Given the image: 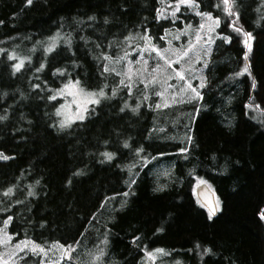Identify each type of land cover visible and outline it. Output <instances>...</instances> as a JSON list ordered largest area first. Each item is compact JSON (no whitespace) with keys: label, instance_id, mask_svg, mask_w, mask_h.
Instances as JSON below:
<instances>
[{"label":"trees","instance_id":"obj_1","mask_svg":"<svg viewBox=\"0 0 264 264\" xmlns=\"http://www.w3.org/2000/svg\"><path fill=\"white\" fill-rule=\"evenodd\" d=\"M164 2L175 0H0V151L12 157L0 160V228L11 216L15 241L71 245L72 259L60 264L95 262L103 248L101 264H145L156 249L168 264H264V0L234 7L237 26L253 37L251 76L236 75L247 48L228 26L235 17L215 7L220 0H197L220 18L206 82L197 99L157 107L142 85L129 94L120 63L145 47L142 37L163 47L198 24L186 7L176 19L157 18ZM15 53L25 55L19 71ZM69 80L105 96L60 129L61 99L48 97ZM199 181L216 194L211 219ZM40 260L29 253L21 262Z\"/></svg>","mask_w":264,"mask_h":264},{"label":"rangeland","instance_id":"obj_2","mask_svg":"<svg viewBox=\"0 0 264 264\" xmlns=\"http://www.w3.org/2000/svg\"><path fill=\"white\" fill-rule=\"evenodd\" d=\"M169 4L170 3L167 2L163 3L161 8L162 15H160L161 18H173L171 16L172 7H169ZM171 4L174 7L175 2ZM183 7L185 6L180 7L179 12L176 13V17L181 12ZM189 11L196 15V11L200 10L198 8L195 10L189 9ZM201 22L202 18L198 16L197 25H190L191 27H187V25L181 30L171 33V36L168 38L163 47L156 46L170 61H172L171 67H169L164 60L160 59L156 55V52H150L146 47H143L134 57H128L124 62L120 63L123 65L122 73L124 79H126L128 83H131L132 86L142 85L145 87V84L141 81L143 80L145 82H149V86L145 89L146 91H149V93L152 91L154 92L157 105H160V107H166L175 103H182L197 99L198 97H196L191 90L186 89L183 92L180 91V89L186 88V85L183 80L178 79L176 71L183 72L186 80L191 83V85L195 87L199 93L201 92L202 87L200 85L201 82H203V84L206 82L205 71L213 51L214 42L217 38L216 30L218 27L216 26L213 32L208 33L206 24L205 29L201 32L202 39L199 42H196L195 32ZM177 36L179 37L178 39L176 38ZM209 36H211V41L206 44L205 40H207ZM50 42V44H55V41L53 40ZM190 42L194 45L193 50L190 51L187 56H181L180 51L187 48ZM169 49H171V51H168ZM14 55L18 62H20V60H24L25 55H23L24 57L18 55L17 53ZM197 57H199V59H197ZM177 60H179V62H177ZM145 61H147L146 64ZM154 69L159 70L154 71ZM129 75L131 76V82L128 79ZM153 75L156 77L155 84L150 83ZM64 85L59 89L63 88ZM169 85L171 87H168ZM79 87L82 89V92L76 95L75 100L73 95H68L67 92L64 96H57V98L61 99L60 105L57 108L60 110L61 115L58 116L61 121H67L68 126L74 122L85 120L89 115V109L97 105L89 102L91 99L95 98L89 95V93L93 92L87 91L81 85H79ZM71 91H75V89H71ZM157 92H162L163 95H156ZM98 98L100 101L101 97ZM62 105L63 107H61ZM81 114L84 116V119H77L76 117ZM201 184L202 183L199 181L197 185L199 186ZM1 228L8 233L5 226ZM20 241L32 240L25 239ZM20 241H15L12 236V240L9 243L0 244V258L3 260H9V254L15 250L14 246ZM89 242L90 241H87V244ZM29 247H31V244H29ZM44 248L49 250L47 257L43 258L44 264H49L50 261L53 262V264H55V262L60 264L63 261V259H61V251L56 244H52L49 247ZM29 253L30 252H27V254ZM27 254L25 252L17 251V255L11 257L9 260V264H22L21 261ZM152 254L154 259L150 256L147 257V262L145 264H168L165 254L157 253L156 251ZM89 264H101V262L99 263V261H95Z\"/></svg>","mask_w":264,"mask_h":264},{"label":"snow or ice","instance_id":"obj_3","mask_svg":"<svg viewBox=\"0 0 264 264\" xmlns=\"http://www.w3.org/2000/svg\"><path fill=\"white\" fill-rule=\"evenodd\" d=\"M161 2H163V0H161ZM26 4L31 5L32 4V0H26ZM235 4H236V0H220V3L215 5V7L219 8L222 5L223 6V12L226 13L228 17H235V19L232 20L231 23L228 26L233 28V30L236 31L237 33H242L244 35V37H246V39L244 40V44H245V46L247 48V51L244 52L245 65H244V68L242 69V72L241 73H236V75H241L242 73L246 72V73H248L249 76H251V72L249 70L250 69V65L247 63V61H248L249 52L251 51V48H252V45H251L250 41L253 39V37H252V34L250 32H245V31H243V29L241 27L237 26L236 21H238V19H239V13H238V11L234 10ZM168 6L172 7L171 16L174 19L176 18V13L179 12L181 6H185L186 8L193 9V10L199 8V4L197 3V0H175L174 7H173V5L171 3ZM157 13H158L157 18H159L160 15H162V12H161V10H157ZM196 15H198V16H200L202 18V22L200 23L199 27L196 29V32H195V40H196V42H199L202 39L201 32H202V30L205 29V25L207 24V32L211 33V32L214 31V28L219 25L220 18L219 17H213L212 13L211 12H207V11H205V12L196 11ZM89 19L90 20L94 19V17H89ZM105 22H107V20H105ZM187 27H191V26L188 25ZM176 38L178 39L179 37L177 36ZM125 39H131V37H126ZM142 39H145V47L150 52L151 51L156 52V55L160 59L164 60L165 63L169 67H171L172 61H170L165 56V54L160 49H158L155 45L149 43V41L151 40L150 37H142ZM161 39H163V37H161ZM224 39L227 41L229 38L228 37H224ZM210 41H211V36H209L208 39L205 40V43L207 44ZM66 43L70 44V41H66ZM54 47H55L54 43L49 44V45H47L45 47L44 51L46 53L47 52H51V51H53ZM193 48H194V45L190 42L187 48H184V49H182L180 51V55L181 56H187L188 53L193 50ZM168 51H171V49H169ZM125 55H127V53ZM9 59H17V58L13 55V56H10ZM103 59L108 60V59H110V57L107 56V55H104ZM197 59H199V57H197ZM177 62H179V60H177ZM146 63H147V61H145V64ZM23 66H24V60H20V62L18 64L13 65V68L16 71H19ZM43 68H44V64L40 63L39 67L36 68V71L40 72L41 70H43ZM158 70L159 69H154V71H158ZM104 71L105 72L109 71V68L107 67V65L104 66ZM112 71H115V69H112ZM57 73H59L60 75H64V70L61 69V68H57L53 74L55 75ZM117 75H119V73H117ZM176 76L178 77V79L183 80L185 82V85H186V88L180 89L181 92L185 91L186 89L187 90H191V92L196 97H200L199 91H197V89L195 87H193L191 85V83H189L186 80L183 72L176 71ZM128 79L131 82V76L130 75L128 76ZM141 82L145 84V88H147L149 86V82H145L143 80ZM120 83L123 85L124 81L121 80ZM150 83H153V84L156 83L155 75L152 76V79H151ZM79 85H80V81L79 80H76V81L69 80L67 83H65L63 88L57 89L56 92H55V95L49 96L48 99L55 100L57 98V96H64L65 93L67 92L68 95H73L74 100H75L76 95L79 94L80 92H82V89H80ZM200 86L201 87L204 86L203 82H201ZM255 86H256V82H255V79L253 78L252 87L255 88ZM36 87H39V85H36ZM126 87H128L129 94H131V83L126 85ZM168 87H171V86L169 85ZM71 89H75V91H71ZM112 94L113 95L116 94L115 89H113V93ZM89 95L92 96V97H95L94 99H91L89 102L92 103V104H98L100 102L98 97H104L105 96V92L101 88L98 93L93 92V93H89ZM156 95H163V93L162 92H157ZM159 106L160 105H157V107H159ZM61 107H63V105ZM128 107H129V105L127 103H125L124 107L121 108L120 110L124 111V109L128 108ZM138 107L139 106H137L135 108H132L131 111L132 112H136ZM57 115H61V112H60L59 109H57ZM76 118L79 119V120H83L84 116L81 114V115H78ZM6 119H7L6 115H0V121H4ZM67 126H68V122L67 121H64V120L60 121V123H59V128L60 129H64ZM187 140L190 143L191 142V136H188ZM124 146L125 147H129L127 141H125ZM179 151L182 152V153L183 152H187V148L186 147L185 148H180ZM136 152H137V154H139L140 152H143V149L142 148H138V149H136ZM102 155L104 156V158L106 160H112L115 154L114 153H110V152H104V153H102ZM11 158H12L11 156L6 155L3 151H0V160L7 161V160H9ZM75 174L76 175H80L82 173L77 172ZM70 182L71 181H69V183ZM12 191H13L12 188H9L4 193V195L8 196V195H10L12 193ZM29 195H34V193L29 192ZM124 195L127 196L128 193H124ZM216 210H217L216 207L209 208V217H208L209 219L212 218V216L215 214ZM258 215L260 216L261 219H264V210H260L258 212ZM11 220H12L11 216H9L6 220H4L3 223H4L5 227L8 225V223ZM11 240H12V236L9 235L7 232H5L4 229L0 228V244H7ZM55 243L58 246L59 250L61 251V259H72L71 251L73 249H72L71 245L65 246L63 244H59V242H55ZM105 243H106V241H105ZM29 244H31V247H29ZM197 247H199V245H197ZM14 248H15V250L12 251L9 254V260L11 259V257L17 255V251L25 252L26 254H27V252H30L33 255H40L42 257L40 262H39V264H44V259L43 258L47 257L48 251H49L48 249H45L42 245L36 244L34 241H20L19 243H17L14 246ZM155 251L157 253H161V254H165L166 255V253L164 252L163 249H156ZM210 251H211V249H205V252H210ZM103 255H104L103 249H101L100 250V254L98 256H96L94 258V260L95 261H99L100 258ZM149 256L154 259V256H153L152 253H149ZM9 260H3L2 258H0V264H9ZM49 264H53V262L50 261ZM55 264H58V262H55Z\"/></svg>","mask_w":264,"mask_h":264},{"label":"water","instance_id":"obj_4","mask_svg":"<svg viewBox=\"0 0 264 264\" xmlns=\"http://www.w3.org/2000/svg\"><path fill=\"white\" fill-rule=\"evenodd\" d=\"M196 195L198 200L206 207V209L209 211V208L216 207V212L214 214L217 215L219 211V206L216 199L215 192L211 189V187L203 183L196 187Z\"/></svg>","mask_w":264,"mask_h":264},{"label":"bare ground","instance_id":"obj_5","mask_svg":"<svg viewBox=\"0 0 264 264\" xmlns=\"http://www.w3.org/2000/svg\"><path fill=\"white\" fill-rule=\"evenodd\" d=\"M203 184V183H202Z\"/></svg>","mask_w":264,"mask_h":264}]
</instances>
